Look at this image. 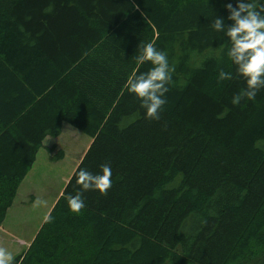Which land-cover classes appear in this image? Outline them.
I'll list each match as a JSON object with an SVG mask.
<instances>
[{
    "label": "trees",
    "instance_id": "trees-1",
    "mask_svg": "<svg viewBox=\"0 0 264 264\" xmlns=\"http://www.w3.org/2000/svg\"><path fill=\"white\" fill-rule=\"evenodd\" d=\"M227 3L0 0V223L45 137L65 123L90 138L11 264H264V88L231 103L246 82L211 27L232 23ZM148 42L175 69L158 121L125 87L152 67L135 61ZM103 164L107 195L72 213L75 173Z\"/></svg>",
    "mask_w": 264,
    "mask_h": 264
},
{
    "label": "clouds",
    "instance_id": "clouds-1",
    "mask_svg": "<svg viewBox=\"0 0 264 264\" xmlns=\"http://www.w3.org/2000/svg\"><path fill=\"white\" fill-rule=\"evenodd\" d=\"M225 8L230 13L227 17L232 21L225 25L224 18H214L211 27L218 33H223L230 44L227 56L236 66V74L246 82V87L233 96L231 103L238 106L243 99L254 100L257 93L264 88V4L255 0H236L235 6L227 3ZM139 54L135 56L137 64L150 62L152 67L147 72L133 74L125 87L134 94L146 110V118L158 121L167 103L166 94L173 83L172 73L175 71L169 65L166 52L158 50L153 42L140 43ZM218 83L231 80L232 73L220 70ZM101 172L93 174L87 169L80 168L76 175V183L80 186L74 196H66L70 211L80 214L85 208L83 193L95 190L106 196L112 186V170L110 164L100 166ZM34 207H47V201L37 199ZM53 217L49 212L43 218L45 223H52ZM12 255L4 247H0V264H11Z\"/></svg>",
    "mask_w": 264,
    "mask_h": 264
},
{
    "label": "rangeland",
    "instance_id": "rangeland-1",
    "mask_svg": "<svg viewBox=\"0 0 264 264\" xmlns=\"http://www.w3.org/2000/svg\"><path fill=\"white\" fill-rule=\"evenodd\" d=\"M89 141L87 135L63 124L56 138L45 141V147L53 145L52 150L47 152L42 148L37 152L14 204L9 207L5 219L0 223V247L7 249L12 257L28 246ZM58 150L62 152V157L50 160L49 157L56 156ZM37 199L47 201V207H34Z\"/></svg>",
    "mask_w": 264,
    "mask_h": 264
},
{
    "label": "crops",
    "instance_id": "crops-1",
    "mask_svg": "<svg viewBox=\"0 0 264 264\" xmlns=\"http://www.w3.org/2000/svg\"><path fill=\"white\" fill-rule=\"evenodd\" d=\"M63 124H65V123H63ZM63 124L61 125V128H62V126H63ZM61 130V129H60ZM60 134V133H59ZM57 137V136H56ZM56 137H53V138H56ZM53 138H51V137H45L43 140H42V146H47L46 145V143H45V141L46 140H48V139H53ZM40 149H42L41 147L37 150V152L40 150ZM37 152H36V154H37ZM36 154H35V157H36ZM35 160V159H34ZM33 164V163H32ZM32 166V165H31ZM30 166V168H29V170L27 171V173L25 174V176L22 178V180L20 181V183H19V185H18V187H17V189H16V194H15V196L13 197V199H12V202H11V204H10V206H12L13 204H14V200H15V198L18 196V194H19V189L21 188V186H22V183L23 182H25V180H26V177H27V174L30 172V170H31V167ZM54 200H55V198H54ZM54 200L52 201V203H51V205L53 204V202H54ZM50 205V206H51ZM9 206V207H10ZM49 206V207H50ZM9 207L6 209V212H5V214L7 213V210L9 209ZM5 215H4V218L3 219H5ZM3 221V220H2Z\"/></svg>",
    "mask_w": 264,
    "mask_h": 264
}]
</instances>
